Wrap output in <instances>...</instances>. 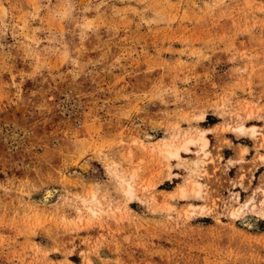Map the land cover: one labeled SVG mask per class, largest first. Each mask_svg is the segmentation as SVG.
Wrapping results in <instances>:
<instances>
[{
    "label": "rangeland",
    "instance_id": "obj_1",
    "mask_svg": "<svg viewBox=\"0 0 264 264\" xmlns=\"http://www.w3.org/2000/svg\"><path fill=\"white\" fill-rule=\"evenodd\" d=\"M261 187L264 0H0V264H264Z\"/></svg>",
    "mask_w": 264,
    "mask_h": 264
},
{
    "label": "bare ground",
    "instance_id": "obj_2",
    "mask_svg": "<svg viewBox=\"0 0 264 264\" xmlns=\"http://www.w3.org/2000/svg\"><path fill=\"white\" fill-rule=\"evenodd\" d=\"M246 128H247L246 126L240 125L238 127V130L243 133L246 130ZM196 142H200L202 144L203 149L208 146V140L204 137V135L202 133L197 138H188V139L184 140L179 146H175L174 144H166L163 152H166L169 157L179 158V157H181V151L182 150H189L190 144H193ZM194 185L195 186L193 187V192H196L197 194H199L200 190H201V183L195 182ZM260 189L264 193V187H261ZM183 192H185L184 189H183ZM127 193H129V194L133 193V186L130 183H128ZM249 203L250 202L242 204L240 207L234 209L232 212V215H238L242 211L243 207L248 206ZM256 206L257 205H254V207H256Z\"/></svg>",
    "mask_w": 264,
    "mask_h": 264
},
{
    "label": "crops",
    "instance_id": "obj_3",
    "mask_svg": "<svg viewBox=\"0 0 264 264\" xmlns=\"http://www.w3.org/2000/svg\"><path fill=\"white\" fill-rule=\"evenodd\" d=\"M210 142H211V139H210ZM233 144H234L233 146H227V147H226L227 149H230V150H231V154H229L228 157H227V156H224V157H223L224 160H228V158H229V159H230V158H231V159H233V158H239V156H240V154H239V150H238V148H237L235 142H234ZM242 144H243V143H242ZM243 145H245V144H243ZM245 146L248 147V152L244 155V157H245L246 160H250L251 157H252V155L255 154V150L253 149V146H251L250 144H246ZM260 152H261V150H260ZM213 154H214V153H213ZM238 166H239V164H235V165L232 166L231 169H233L234 167H235V168H238ZM260 167H261V166H260Z\"/></svg>",
    "mask_w": 264,
    "mask_h": 264
}]
</instances>
